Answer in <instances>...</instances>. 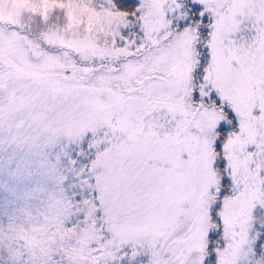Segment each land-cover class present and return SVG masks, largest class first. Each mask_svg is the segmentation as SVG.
<instances>
[{
	"label": "snow or ice",
	"instance_id": "obj_1",
	"mask_svg": "<svg viewBox=\"0 0 264 264\" xmlns=\"http://www.w3.org/2000/svg\"><path fill=\"white\" fill-rule=\"evenodd\" d=\"M0 264H264V0H0Z\"/></svg>",
	"mask_w": 264,
	"mask_h": 264
}]
</instances>
